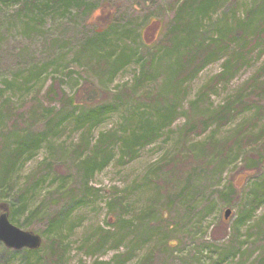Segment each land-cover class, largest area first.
<instances>
[{
    "label": "rangeland",
    "instance_id": "1",
    "mask_svg": "<svg viewBox=\"0 0 264 264\" xmlns=\"http://www.w3.org/2000/svg\"><path fill=\"white\" fill-rule=\"evenodd\" d=\"M179 1L85 0L79 10L71 7L65 12L49 6L48 0H29L28 9L23 1L0 0V203L7 205L13 224L43 239L30 264L47 257L51 242H58V238L66 246L65 264H115L121 255H128L124 264H139L147 255L149 264H264V203L249 211L256 195H262L264 169L248 180L246 174H240L247 157H260L264 141L241 149L234 145L225 165L215 157L216 151L205 147L210 138L220 142L238 130L257 134L264 127V93L249 99L247 90V100L242 103L248 104L225 125L219 126L216 116L222 105L238 101L246 83L264 68V37L231 80L218 78L230 55L224 52L187 81L176 98L175 91H170L172 86H166L168 58L160 60V43L148 49L134 33L149 18L170 26ZM261 3L255 21L264 22L262 0H224L203 22L202 32L213 35L223 13L234 24L236 18ZM100 5H105V15H91ZM113 23L114 28L107 30L109 42L101 48L94 45L95 50L90 48L87 42L94 30ZM115 48L133 49L135 54L111 78L108 71L99 70L98 61L102 53ZM235 49L233 45L230 50ZM152 55L154 64L147 72L154 78L134 87L140 65ZM85 80L101 87L109 102L115 101L114 95L125 86L134 88V94L117 102V108L90 131L75 127L72 118L62 122L56 134H48L40 149L32 157L26 156L4 184L3 166L22 133L30 130L28 124L35 133H43L48 118L44 107L55 112L63 104L58 98H44L48 87L54 84V90L72 95ZM9 83H13L11 88ZM145 91L165 93L169 102L176 98L174 122L155 141L140 148L136 158L127 162L128 158L120 160L118 153L105 169L86 177L82 164L85 156L76 154L78 144L86 137L92 147L101 133L122 134L136 128L141 122L139 113H152L156 103L142 96ZM233 104L234 108L240 105ZM149 116L145 114L144 119ZM207 118L213 119L208 129L200 135L183 136L188 121ZM236 174L237 182L246 184L229 204L219 191H225ZM21 190H28L22 198L28 207L14 213L13 209L21 205L16 198ZM35 209H39L37 215L27 220ZM227 209L231 210L228 221L224 218ZM59 212H65V221L51 230L50 220ZM243 215V224H238ZM224 222L229 236L216 240V227L224 226ZM106 233L104 245L97 248V240ZM24 257V251L13 255L0 243V264H27Z\"/></svg>",
    "mask_w": 264,
    "mask_h": 264
},
{
    "label": "trees",
    "instance_id": "2",
    "mask_svg": "<svg viewBox=\"0 0 264 264\" xmlns=\"http://www.w3.org/2000/svg\"><path fill=\"white\" fill-rule=\"evenodd\" d=\"M2 1L10 2L14 0ZM18 1H23L26 9L30 8L27 6L29 5V0ZM84 1L85 0H48L49 6L63 8L65 12L71 7H76L79 10V7L84 5ZM223 1L224 0H180L179 2L181 3L175 12L176 16L170 26L167 25L165 27L163 21L160 22L158 19L149 18L146 23L140 27L138 33H134L141 40V44L143 43L148 49L156 43H160L163 49V55L160 57V60L164 57L168 58L169 74L167 75L166 86L169 84L172 86L170 91H175L174 96L176 98L187 81L196 78L208 64L219 60L224 52H229L230 55L223 63V69L219 73L218 78L225 81L231 80L235 74L239 72V69L245 62H247L251 49L259 44L260 38L264 37V22L255 21V15L261 10L259 8L263 3L258 5L254 4L252 9L242 18H236L234 24L227 15L223 13L220 17V21L218 20V23L215 24L217 28L213 31V35L208 37L203 33V22L206 19H210L213 13L219 10V6ZM262 1L264 2V0ZM44 6L47 8L48 4ZM100 6L92 10L91 15L94 12L96 14L95 16H104L105 12L103 8L105 5ZM103 28L104 27H102V29H95L92 36L88 39L87 44L90 45V48L93 50H95L94 45L101 48L103 44L109 42L108 36L110 32L107 30L108 28L112 30L114 28V23ZM233 45H236V49L232 52L230 49ZM134 54L135 50H128L126 48L120 51L115 48L106 53H102L100 55L101 59L98 61L99 70L108 71L111 78H113L119 70L132 60ZM153 64V55L148 61L142 62L140 65V75L136 78L134 87H137L147 79L153 77L151 73L147 72L148 67L153 66ZM101 73L104 74L103 72ZM263 73L264 68L246 83L245 89L239 93L238 101H231L220 107V110L216 113L219 126L227 124L233 116L243 111L248 104L242 103L247 100V90H249V99H258L259 96L264 93ZM12 85L13 83H9V88H11ZM133 90L134 88L125 86L119 93L114 95L115 101L109 102L104 99V91L102 88L87 80H85V83L72 95L66 92L59 93V91L54 90V84H52L44 93V98H58L63 104L57 108L55 112L54 108L44 107L47 111L46 116L48 118L44 124L43 133H35L33 126L30 124H28V126L31 127L29 128L30 130L26 131V133L21 132L23 137H20L21 139L17 141V144L11 149L9 152V159L3 166L5 169L4 184L9 182L10 176L17 170L26 156L32 157L33 154L40 149L48 134H56L62 122L72 118L73 120L71 122L75 127L80 129L87 127L90 131V129H93L103 121L104 116L117 108V102H123L130 95H133ZM142 96L156 103L152 107V111L150 110L152 113H147V111H145L146 113H139L138 118L141 122L136 128L129 132L124 131L122 134H118L117 132L101 133L92 147L91 141L86 137L78 144L76 154L80 157L85 156L82 164L86 177H91L94 173L105 169L110 162L116 158L118 153L119 159L125 160L128 158L127 162L136 158L140 148L155 141L160 136L159 134L161 131L170 127L174 122L176 114L178 113V103H176L175 97L172 102H169L168 100L170 99L165 96V93H152L149 91H145ZM5 102L8 103L9 101L5 100L4 103ZM235 102L240 104L236 108L232 107ZM166 103L168 104L166 105ZM4 106L5 105H3V107ZM6 110L8 112L7 114H9L11 111L9 105L6 106ZM145 114H149L150 116L144 119ZM212 120V118H207L200 121H188L189 123L184 125L183 136L187 137L193 133L200 135L203 130L210 127ZM259 140L264 141V127L261 128L257 134L252 132L248 134L242 131V129L238 130L233 136L220 142L210 138L205 143V147H208L213 152L216 151L217 153H214L215 157L218 158L220 164L225 165L229 158L228 152L232 150L234 145H237V147L241 149L250 143H254V146H256ZM118 145L119 150L117 151L116 147ZM260 145L262 153H260L258 159L247 157L242 163V169H240L239 165L235 166L236 168L239 167L241 171L240 174H246L247 180L251 176L259 175L257 170L264 169V145ZM235 172L236 171H234V173ZM238 174L231 177L225 191H219L221 197L227 200L229 204H232L233 200H235L234 197L238 198V193H240L246 184V182L243 184L237 182L236 176ZM12 189L13 186L10 187L11 191L9 192H12ZM262 190L261 197L257 194L256 202L251 204L250 213L264 203V188ZM27 192L28 190H21L18 196L16 195L17 199L19 197L21 205L19 208L13 209L14 213L27 209L28 203L22 200ZM1 204L5 203L1 202L0 205ZM38 212L39 209L29 212L30 215L27 217V220L31 219L32 216H36ZM65 215V212L57 213L50 220L49 228H51V230L59 228L65 221ZM244 218L243 215L239 219L238 224H243ZM226 221L228 220L226 219ZM215 232L219 234L215 236L216 240L227 238L229 236L228 225L226 223L224 226L219 225L218 228L216 227ZM106 238L107 233L103 238L97 240L95 246L97 248L102 247ZM63 245L64 242L62 238L61 240L58 238V242L53 240L49 247V255L47 257L43 256L35 259V264H65L64 255L66 246ZM167 245L170 246L171 242H168ZM115 246H117V244ZM22 251L25 253L24 258L27 264H30L33 256H36L38 253L37 250L30 249L21 251L10 250L13 255L20 254ZM127 258L128 255L118 256L115 264H124ZM147 259L148 255L140 261L139 264H149Z\"/></svg>",
    "mask_w": 264,
    "mask_h": 264
},
{
    "label": "water",
    "instance_id": "3",
    "mask_svg": "<svg viewBox=\"0 0 264 264\" xmlns=\"http://www.w3.org/2000/svg\"><path fill=\"white\" fill-rule=\"evenodd\" d=\"M0 242L6 247L14 250H22L24 248L37 250L42 245V237L29 230H23L10 221L9 211L6 204L0 205ZM231 210L227 209L225 218H228Z\"/></svg>",
    "mask_w": 264,
    "mask_h": 264
}]
</instances>
